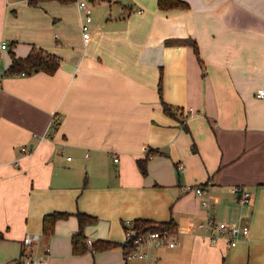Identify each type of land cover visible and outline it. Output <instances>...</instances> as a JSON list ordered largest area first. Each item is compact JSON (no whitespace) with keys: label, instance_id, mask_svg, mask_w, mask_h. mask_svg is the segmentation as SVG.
<instances>
[{"label":"crops","instance_id":"1","mask_svg":"<svg viewBox=\"0 0 264 264\" xmlns=\"http://www.w3.org/2000/svg\"><path fill=\"white\" fill-rule=\"evenodd\" d=\"M81 1L0 0V264H19L26 234L50 264H264V0H90L87 40ZM33 49L55 73L6 74ZM78 212L94 219L75 254ZM206 218L248 233L212 242L190 228ZM139 219L171 222L176 245L125 260L123 222Z\"/></svg>","mask_w":264,"mask_h":264},{"label":"built area","instance_id":"2","mask_svg":"<svg viewBox=\"0 0 264 264\" xmlns=\"http://www.w3.org/2000/svg\"><path fill=\"white\" fill-rule=\"evenodd\" d=\"M80 7L85 10L84 13V23L82 24L83 37L87 40L90 38V30L88 27V22L91 21V9L90 6L85 2H80ZM8 48V42L3 40L0 42V55H2L3 51ZM255 96L258 98L264 97V89L259 88L255 92ZM37 137V134H34ZM43 138L45 137L42 136ZM23 151H29L27 147L22 148ZM117 160V158H115ZM181 165H177V170L181 169ZM193 188L195 193L201 195L203 190L200 186H187V188ZM185 188H183L184 190ZM230 191L233 193H241L240 201L243 203H249L251 201V193L240 188L239 186H231ZM202 207H207L208 202L206 200L201 201ZM199 228L203 230H212L214 233H210L208 238L210 241L214 242L218 239L219 236H227L228 237V245L233 246L236 244V241L245 237L248 233V227L239 223H228V222H218L214 221L210 218H206L204 220L196 221L190 228ZM123 233H124V243L129 246V250L124 253L125 260H133V259H145L148 256L146 248L151 247H174L176 242L174 237L170 231L166 229H154V230H140L133 225V222L130 220H126L123 222ZM39 242V235L35 234H26L22 243L24 252L21 254L19 258V264H50L47 258V252L43 254H39L36 257L29 256L25 253L28 248H32ZM92 244L91 240L88 241Z\"/></svg>","mask_w":264,"mask_h":264},{"label":"trees","instance_id":"3","mask_svg":"<svg viewBox=\"0 0 264 264\" xmlns=\"http://www.w3.org/2000/svg\"><path fill=\"white\" fill-rule=\"evenodd\" d=\"M31 4H38L40 1L46 0H28ZM62 3H68L74 0H57ZM157 6L159 9H171V8H188V4L183 0H157ZM59 67L58 58L48 52L33 49L30 54L25 58H18L15 55L13 60L6 72V74H32L36 71H45L49 74H53ZM158 90H160V85H158ZM163 111L168 114H172L173 110L165 102H161ZM139 168L142 173H145L144 160L138 161ZM68 216L65 212H52L44 215L43 218V232L47 235L53 233L55 223L58 219H62ZM77 217L79 219L80 230L73 234L72 236V248L75 254H80L87 249V243L85 242V237L83 234L84 225L94 219L85 213L78 212ZM133 225L140 230H154V229H166L172 234L174 231V226L171 222L163 223H153L150 220L139 219L132 221ZM114 245V242L109 241H98L96 244V249H106ZM129 250V246L124 243L123 245V255Z\"/></svg>","mask_w":264,"mask_h":264},{"label":"rangeland","instance_id":"4","mask_svg":"<svg viewBox=\"0 0 264 264\" xmlns=\"http://www.w3.org/2000/svg\"><path fill=\"white\" fill-rule=\"evenodd\" d=\"M83 1H85L86 3H89L90 2V0H83ZM134 260H137V259H134Z\"/></svg>","mask_w":264,"mask_h":264}]
</instances>
